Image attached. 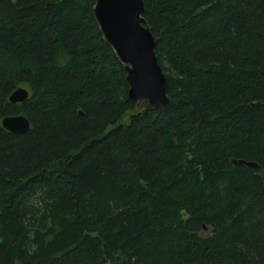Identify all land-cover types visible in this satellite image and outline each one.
<instances>
[{
    "label": "trees",
    "instance_id": "16d2710c",
    "mask_svg": "<svg viewBox=\"0 0 264 264\" xmlns=\"http://www.w3.org/2000/svg\"><path fill=\"white\" fill-rule=\"evenodd\" d=\"M93 4L0 0V264H264V0H143L137 115Z\"/></svg>",
    "mask_w": 264,
    "mask_h": 264
},
{
    "label": "water",
    "instance_id": "95a60500",
    "mask_svg": "<svg viewBox=\"0 0 264 264\" xmlns=\"http://www.w3.org/2000/svg\"><path fill=\"white\" fill-rule=\"evenodd\" d=\"M93 15L103 40L113 50L122 64L127 82L128 99L134 101L133 113L154 110L168 103L166 77L159 67L155 55L156 38L145 19L143 0H94ZM29 95L24 87H17L9 96L11 103L22 102ZM83 116V112L79 111ZM130 116H127L129 119ZM24 115H10L2 118V127L13 133H23L29 128ZM236 164L263 172L254 161L233 160ZM203 230L207 227L203 225Z\"/></svg>",
    "mask_w": 264,
    "mask_h": 264
}]
</instances>
